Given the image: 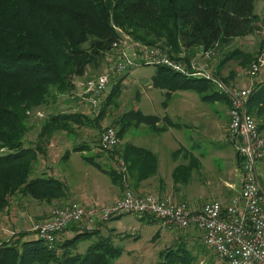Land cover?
<instances>
[{
    "label": "trees",
    "instance_id": "1",
    "mask_svg": "<svg viewBox=\"0 0 264 264\" xmlns=\"http://www.w3.org/2000/svg\"><path fill=\"white\" fill-rule=\"evenodd\" d=\"M257 21L253 0H0V213L15 192L46 201L66 193V185L60 179L32 170L41 149L36 142H24L27 113L48 103L55 94L66 95L74 86V77L83 75L88 66H99L124 37L189 62L198 49L207 52L233 36L253 32ZM221 53L214 75L229 60H236L242 67L256 57L237 46ZM155 66L156 71L167 69L172 75L180 74L162 64ZM233 74L231 71L220 78L227 81ZM123 75L119 73L113 80L95 116L80 109L53 110L46 115L37 136L54 129L71 131L73 123L98 127L105 105L119 92ZM208 83L213 82L203 76L185 75L178 82L198 91ZM214 95L223 97L229 105L224 93L215 91ZM210 96L202 94V98ZM244 108L259 116L257 127L264 128V77L252 83ZM155 120L154 114L130 108L119 113L113 122L117 137H121L130 125H154ZM83 145L77 142L73 148ZM107 150L121 168L104 166L95 159L97 152L82 157L116 184L140 180L155 171L156 156L143 146L126 142ZM102 222L93 228H77L71 223L68 227L73 229L72 234L61 240L56 238L52 247H46L37 237L24 238L23 231L8 236L0 240V264H110L121 248L112 243L109 233L99 232ZM91 235L95 239L83 251H77L76 243ZM162 253L164 259L157 264L187 262L189 255L184 245L166 247Z\"/></svg>",
    "mask_w": 264,
    "mask_h": 264
},
{
    "label": "rangeland",
    "instance_id": "2",
    "mask_svg": "<svg viewBox=\"0 0 264 264\" xmlns=\"http://www.w3.org/2000/svg\"><path fill=\"white\" fill-rule=\"evenodd\" d=\"M253 10L258 15L257 28L253 32L233 36L227 43L219 44L216 48L207 52H202L198 49L189 57V62L181 59L180 55L177 59L184 60L187 66L192 63L191 66L195 69L208 71L213 74L215 65L222 54L221 52L226 49L237 46L243 50L253 52L256 57L250 63L257 62L258 66L255 71L250 72V63L241 67L236 60L232 59L221 65L218 69V75L215 74L220 78L234 71L235 74H233L232 79L231 77L227 81L220 79L230 88H250L252 83L264 77V0H253ZM135 45L134 42L124 37L119 47L109 51L99 66L96 68L88 66L83 75L74 77V86L66 95L55 94V96L49 98L48 103L38 105L27 113L24 142L31 141L32 145L36 142L41 149L36 154L37 157L33 161L32 170L37 172L38 168L44 166L47 162L49 170L54 173L53 176L61 180L65 179L69 185L65 182L66 193L62 197L54 198L50 201L20 196L17 192L13 193L9 197L7 207L0 213V240L8 236H15L22 231L24 232V238L36 237L30 229L31 225L36 220L44 218L51 207L65 204L71 200L79 202V199L84 202V195L92 188L90 182L106 180L107 174H103L100 171L101 169L86 162L82 155H91L97 152L96 155H100V158L97 157L95 159L99 160L104 166L121 168L120 162L117 163L112 159L108 155L107 151L109 150L107 149L116 147V145L120 146L126 142L134 145H143L151 150L154 149L156 153L158 152L160 160L163 161L165 167L164 173L166 177L170 181L172 179L174 183H177L179 170L178 168L175 170L173 168L174 166L177 167L183 148L186 145L198 140L202 144L203 149H208L209 143V146H211L225 140L226 134L224 136L223 124L226 118L228 121L225 112L227 102L223 97L214 95L215 91L219 92L218 87L214 83H208L200 91L191 87L181 86L178 82L181 83L183 81L184 75H172V72L167 69L156 71V64L152 63H136L131 65L126 71H116L118 73L110 68L112 60L122 51L128 54L135 52L144 53L143 47ZM152 47L156 52L167 55L165 52L162 53L158 47ZM106 70L110 72L109 86H111L119 73L124 74V77L121 80L118 94L108 105H105L104 114L98 121V127L92 124L73 123L74 129L71 131L65 132L61 129H54L37 136V132L40 130V125L46 115L53 110L79 111L80 109L81 112L88 114L90 117L95 116L101 106L103 95L110 87L104 94L100 95L95 105L86 102L80 97L79 93L82 92L88 78ZM157 73H162V76L163 73L166 75L164 78L156 77ZM71 91L73 92L72 94ZM202 94H211V96L202 98ZM165 98L168 106L163 109L160 101ZM113 101L115 103H112ZM130 108H138L144 113L157 114L159 123H164V128L154 129L146 123H139L137 126L130 125L121 137H118V141L114 146L105 149L101 148V150L97 146L101 129L106 125H112L116 129L117 125L113 120L119 113ZM175 108L180 111L179 115L175 114ZM163 114L166 115V118L162 120ZM252 114L255 121L258 122L260 117L254 112ZM164 120H167L169 124ZM211 140L214 142H210ZM77 142L86 143V145L73 148ZM180 147L182 149H179ZM64 152L68 153L67 156H65ZM207 154V156L223 154L230 157L233 151L231 147L216 150L211 146ZM43 157L45 162H40V165L37 158L41 159ZM106 159L109 160L108 163H105ZM223 160H225L226 164L227 160ZM221 163L224 165L222 160ZM42 168L46 169V166ZM168 171L174 172L170 176ZM258 181L264 189V159L258 166ZM69 197L74 199L67 200ZM182 199L185 202L187 200V198ZM74 224L77 228H84L80 223ZM95 228L97 229L98 227ZM66 229H69V227L66 226L57 233V240L70 236V234L67 235L70 232H63ZM99 229V232L103 235L109 233L112 243L121 248V252L111 260L110 264H157L158 261L164 259L162 251L166 247L178 245H184L188 249L189 255L187 262L178 261L175 264L222 263L221 257L206 247L201 239L196 238L189 241L187 236L181 235L182 228L164 225L159 219L153 218L146 213H141L140 215L125 212L118 216H112L99 224ZM95 237V235H91L88 238L79 240L75 249L83 251L87 243L95 239Z\"/></svg>",
    "mask_w": 264,
    "mask_h": 264
},
{
    "label": "built area",
    "instance_id": "3",
    "mask_svg": "<svg viewBox=\"0 0 264 264\" xmlns=\"http://www.w3.org/2000/svg\"><path fill=\"white\" fill-rule=\"evenodd\" d=\"M143 49V54L122 51L112 60L110 68L122 72L136 63L162 64L185 76L209 78L219 92L228 98L225 134L238 159L241 174L238 193L229 197L225 203L208 199L197 209H190L181 199L158 196L151 192L135 193L125 188L122 195L109 204L83 206L71 200L51 207L44 218L32 223V233L46 247H52L57 233L71 223L91 228L121 213H146L169 227L192 226L199 230L205 246L221 257L220 264H264V189L259 184L257 168L258 160L264 157V133L244 108L249 88H230L216 75L195 69L192 63L187 66L184 60L156 52L153 47ZM257 66V62L250 63V72L255 71ZM109 76L106 70L88 78L86 87L79 93L80 97L95 105L100 95L110 87ZM117 139L115 128L106 125L98 135L99 147L110 148L117 143Z\"/></svg>",
    "mask_w": 264,
    "mask_h": 264
},
{
    "label": "crops",
    "instance_id": "4",
    "mask_svg": "<svg viewBox=\"0 0 264 264\" xmlns=\"http://www.w3.org/2000/svg\"><path fill=\"white\" fill-rule=\"evenodd\" d=\"M165 75H166L165 73H163V76L162 73H157L156 77L164 78ZM160 102L162 108L166 109L168 106L166 98L164 100H161ZM227 111H228V103H227V108L225 110L226 115L228 117ZM174 112L176 115L180 114V111L177 108L174 109ZM154 115L156 116L154 125H149V126L153 127V126L163 125L164 123L162 124L159 123V116L157 114ZM165 118L166 115L163 114L162 120ZM164 121H166V123L169 124L167 120ZM138 124H133V126H137ZM226 125H227V118L224 120V124H223L224 136H225ZM261 130L264 133V128H261ZM224 139H225L224 141L217 142L216 144L211 146L213 147V149L216 150H222L226 147H231L233 154L230 157L224 156L223 154L207 156L209 147H211L209 146L210 143L208 145V149H203L202 144L198 140H194L189 145H186L185 148H183V153L179 158L177 167L174 166L173 168L174 170L176 168H178L179 170V178L177 183H174L172 179L170 181V179L166 177L164 173L165 167L163 161L160 160L158 152L156 153L154 149L151 150L143 145H138L149 149L156 156L155 171L152 174L148 175L147 177L141 178L140 180L134 181L130 179L128 183H124V185H119V184L117 185L116 183L110 180L108 175H106L107 176L106 180L102 179L101 181L94 180L93 182H90L92 188L88 190L85 195L83 194L85 201L82 202L79 199L78 201L84 205H89L93 203L108 204L111 203L116 198H118L119 196H121L125 188H129L135 193L151 192L158 196L169 197L172 199L187 198L186 203L190 209H197L202 204V202L208 199H217L222 203H225L227 202L229 197L236 195L238 193L241 174L239 170L238 159L237 156L235 155L233 145L226 137H224ZM210 142H214V141L211 140ZM84 145H86V143H84ZM179 149H182V147H180ZM176 150L178 151V149ZM65 152L64 154H66L65 156H67L68 153ZM173 153H175V151H173ZM44 157L41 159L37 158L39 164L40 162L41 163L45 162ZM97 157L100 158V155ZM223 159L227 160L226 164H225V160ZM263 159L264 157L258 160L257 168ZM221 160L223 161L224 165L221 163ZM108 162L109 160L106 159L105 163ZM45 166L46 169L42 168ZM40 171H44L54 175V173H52V171L49 170L47 162L46 164H44V166L38 168L37 172ZM173 172L168 171V175L171 176V173L173 174ZM102 173L106 174L104 171H102ZM63 177L65 176L63 175ZM61 181L64 184L66 182L65 179H62ZM67 184L69 185V183ZM70 199H74V198L69 197L67 200ZM195 230L197 229H195L192 226L182 228L181 235H183L184 237L187 236L189 241L191 239H196V238L201 239L199 230L197 231ZM72 231L73 229L69 227V229H66L63 232L65 233L70 232L67 233V235L68 234L71 235Z\"/></svg>",
    "mask_w": 264,
    "mask_h": 264
}]
</instances>
